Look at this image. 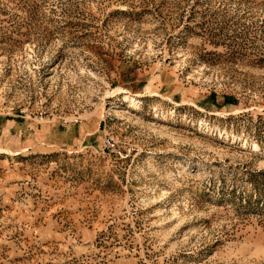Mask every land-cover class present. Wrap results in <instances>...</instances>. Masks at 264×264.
<instances>
[{"label":"rangeland","instance_id":"1","mask_svg":"<svg viewBox=\"0 0 264 264\" xmlns=\"http://www.w3.org/2000/svg\"><path fill=\"white\" fill-rule=\"evenodd\" d=\"M0 264H264V0H0Z\"/></svg>","mask_w":264,"mask_h":264}]
</instances>
